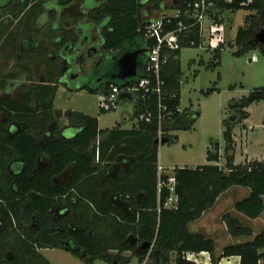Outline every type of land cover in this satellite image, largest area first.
Instances as JSON below:
<instances>
[{"label":"trees","instance_id":"obj_1","mask_svg":"<svg viewBox=\"0 0 264 264\" xmlns=\"http://www.w3.org/2000/svg\"><path fill=\"white\" fill-rule=\"evenodd\" d=\"M35 5L43 0H34ZM167 0H105L98 12L91 17L104 21L106 25L102 31V48L109 52L114 59L121 51L141 49L148 42L145 37V26L148 22L145 14L150 9L161 8ZM195 0H174L175 7L180 10L178 17H173L170 23L165 24V30H175L178 22L182 21L186 28L178 32L180 47L166 51V61L161 66V77L164 80L166 93L165 103L176 119L182 111L180 106L181 89V61L180 53L184 47H197L202 42L199 24L194 19L185 16L189 3ZM214 3L211 15L218 22L221 20V10H238L241 8L251 11L244 17L243 25L237 30L234 44L236 56L249 50H258L264 55V44L253 45L255 34L264 27V0H208ZM29 1L23 2L20 7L14 6L5 10L15 11L17 17L19 9L25 8ZM19 8V9H18ZM16 11H18L16 13ZM10 13V12H9ZM224 44L218 43L213 51V61L210 66L219 65L220 53ZM146 59L144 55L142 64ZM115 73V71H111ZM109 74H112V73ZM142 73L140 68L137 76ZM108 74V75H109ZM134 78L120 80L109 78L107 88L112 85H121L124 82L135 81ZM208 90L206 93L213 91ZM264 91V87L255 88ZM264 99V95H263ZM252 99L242 98L238 103L240 112L239 121L247 118L249 113L244 110ZM236 106V104H235ZM151 109L156 112L155 101L138 100L135 115L140 111ZM184 111V110H183ZM236 120L223 119V152L224 166L219 164H200L191 167H174V189L178 196L176 208H166L163 202L169 194L166 186L159 190V200L156 198L157 176V138L158 125L156 120L146 122L138 120V129L102 130L98 128V120L80 111H70L68 122L79 131L72 137H60L44 148L29 130L18 132L8 138L13 152L22 159L21 172L18 179V190L10 194L0 191V264H51L38 250L46 247L68 248L76 253L87 264H94L96 259H103L109 263L123 260L120 254L127 249L139 251V260L146 257L151 248L152 260L149 264H167L170 253L176 252L175 264H202L185 256L186 252L198 254L207 251L213 263H218L222 257L239 255V264H258L264 257V229L258 232L251 240L236 241L225 245L220 253L216 251L215 240L198 231H191L190 223L198 220L203 213L212 208L218 196L229 187L237 185L249 189V194L235 204L237 211L243 212L250 218H256L264 211V160H253L245 164H234L235 141L233 129ZM105 133V138L99 137ZM142 135L143 141L137 143L134 136ZM169 141H176L177 135L165 136ZM146 150L145 160L154 168L153 189L148 191L149 196L137 204L129 216L120 215L115 209L99 208L80 191L79 185L93 177L99 164L104 162V155L114 159L119 152L133 151L131 145ZM218 141L210 140L206 157L209 161H218L220 154ZM45 151L49 155V163L37 167L39 154ZM98 160L96 162V155ZM70 165L73 167L63 186L52 183L54 176L63 173ZM164 180L168 179L163 175ZM153 196V201L150 198ZM80 201L95 206V214L100 218L110 219V226L118 236L119 250L117 255L111 254L100 242L89 235V226L77 222L74 216L57 219L54 216V207L67 213L72 205ZM160 203V206L158 205ZM227 231L230 236L240 238L251 235V228L244 226L241 221L230 212L223 215ZM68 240L74 241L68 244ZM148 246L145 247L144 245ZM75 247L80 249L78 254Z\"/></svg>","mask_w":264,"mask_h":264},{"label":"crops","instance_id":"obj_2","mask_svg":"<svg viewBox=\"0 0 264 264\" xmlns=\"http://www.w3.org/2000/svg\"><path fill=\"white\" fill-rule=\"evenodd\" d=\"M38 11L37 12L40 13L41 8H39ZM15 19L16 17L14 16L12 19L8 20L0 19V191L5 195L17 191L19 186L17 177L21 172L22 159L13 152L8 142V138H12L18 132L24 130L31 131L41 147L44 148L60 137H72L79 131V127L68 122L69 112L74 110L96 117L98 120V128L102 130H109L112 128L138 129L139 126V122L135 115L138 99L135 101L129 98H119L118 95V105L125 101H131L133 102V111L131 112L128 109H124L120 114V121H116L117 125L113 127L107 126L105 128L101 127L100 117L98 115H92L89 111L80 107H68L66 104L58 103L62 102L58 100L59 95H62L65 91L73 94L71 97L67 98L68 101L72 100L75 94L88 91L92 94H96L97 104L101 112L116 109H111L107 106L110 92V88H107V83L98 86L80 85L76 89H69L67 86L68 72L65 69L66 62L71 61V59L73 61L75 58L74 65L79 68V70H82L81 67H84L86 70L85 72H87L91 70L94 61L92 65L87 68V63L84 58L80 57L79 60L76 61V57L63 54L62 48L64 42L57 39L58 31H41V33L44 32L45 35L42 36L40 33L37 36L38 40L35 41V43H40L39 46L36 45V49L33 52L24 50L23 44L27 41L24 38L25 33L22 30L23 25L17 24ZM104 25L105 21L101 23V26ZM101 26H99V29H102ZM16 28L19 33H15ZM145 47L143 48L146 51ZM108 56H110L107 58L108 62L111 63L110 70L115 71L116 60L114 56L110 54ZM91 57L96 60L95 56ZM105 57H107V55H105ZM104 58L102 60H104ZM140 68H142V62H140L138 72ZM101 74H104V71H101ZM132 95L134 96V94ZM259 99H263V96L253 99L252 101ZM250 105L251 103L247 107ZM187 109L188 108H184V111ZM247 111L249 116L242 121L246 126L240 132L241 137L244 131L246 132L245 135H247L248 131L254 128L249 123L251 122V112L249 110ZM100 113L99 115H101ZM236 126L237 125H235V127ZM262 126H264V123ZM169 134L177 135L176 132L172 133L171 130ZM105 135V133H100V139L101 137L104 139ZM134 137L137 143L143 141L142 135H136ZM233 138L235 141L234 164H245L253 160H264V149L257 150L251 148L253 140H248L244 138V136L238 139L235 130L233 131ZM178 140L179 137L177 135L176 141H168L164 144L176 143ZM137 143L133 142L131 145L133 151L119 152L114 159H108V153H105L104 162L99 164L98 170L94 173L93 177L85 179L79 185L80 191L85 197L92 200L99 208L115 209L120 215L127 217L137 204L144 202L149 196L148 191L150 192V189H153L154 168L145 160L146 150L143 147L138 148ZM154 144L157 145V179L159 173L158 165L163 166L164 174L171 176L173 174L172 168L164 166L160 160L161 145L155 143V140ZM223 146H221V156L218 161H209L206 157L204 164H219L221 167L224 166L225 158L222 155ZM238 151L240 152V156L238 155ZM98 154L99 153L96 155V162L98 160ZM48 163L49 155L45 151H42L37 159V167H43ZM72 167L73 165H70L63 173L54 176L52 179L53 185L58 187L63 186ZM193 167L195 166L191 168ZM155 186L156 198L159 200L158 185L155 184ZM248 194L249 189L246 187L237 185L229 187L218 196L212 208L206 210L198 220L190 223L189 226L191 231H198L213 238L216 243L217 253H220L222 248L227 244L236 241L251 240L258 232L264 229V211L260 216L250 218L243 212L235 209V204L247 197ZM150 201H153V196L150 198ZM93 207L96 209L95 206ZM93 207L87 202L80 201L72 205L67 213H61L60 207L56 205L54 207V216L57 219L63 218L65 215L68 217L74 216L77 222L88 224L89 235L96 238L100 242V245L106 248L109 253L117 255L118 253H116V251L119 250L118 236L115 229H112L110 226L111 220H104L97 216ZM226 212H230L233 216L238 218L244 226L251 228L252 234L243 235L240 238L230 236L227 231L226 223L223 220V215ZM49 248L55 249V247H46L38 250L42 252V250H49ZM151 252L150 248L146 257L140 261L139 251L127 249L120 254V256L125 258L121 261L116 260L114 264H120V262L127 263L132 260L134 256L138 259V264L141 262L149 264L151 261ZM201 252L202 253L199 255H201V257L204 256V264H220L224 259V264H230L233 261L234 264H239L240 261L239 255H231L222 257L218 263H211L212 261L210 260L211 258H209V253L207 251ZM171 253L173 254V252ZM44 256L50 262L49 257L47 255ZM99 261L105 260L96 259L94 264ZM173 261L175 263V257Z\"/></svg>","mask_w":264,"mask_h":264},{"label":"rangeland","instance_id":"obj_3","mask_svg":"<svg viewBox=\"0 0 264 264\" xmlns=\"http://www.w3.org/2000/svg\"><path fill=\"white\" fill-rule=\"evenodd\" d=\"M164 7L162 9H150L149 6H146L145 9L148 10V13L145 14L146 18L150 19L159 16L163 11L174 12V0H167ZM20 11L21 9H19ZM7 12L14 16L15 11ZM35 12V8L30 9L24 19H31ZM250 12L245 8L221 10L222 22L218 33L213 36L205 33L202 42L197 47L191 46L181 49L182 75L179 107L182 111L184 108H188L185 111H199L200 116L190 128L171 130L172 133H177L178 142L160 144L161 163L166 167L172 168L173 173L176 166L192 167L204 164L210 140L218 141L223 146L224 127L222 121L230 116H235L233 120L237 119L235 123L237 126H234L233 131L235 130L238 139L244 136L248 140H253L251 148L264 149V126H262L264 123V99L254 100L249 107L244 108V110L251 112V122L249 123L254 128L249 130L247 135H245L246 132L244 131L242 137L240 132L246 125L242 123L243 120L239 121L240 112L237 107L242 98L248 100L253 97L255 88L264 87V55L258 50H249L240 56L234 54L238 49L234 44L237 30L243 25L246 14ZM205 22L206 25L210 23L207 19ZM219 42L224 44L220 53V63L218 66L212 67L210 65L213 61V51ZM109 57H105L102 63L104 65L102 69L104 73L111 68V63L107 59ZM82 58L85 59L87 68L95 61L91 56L83 55ZM71 83L76 85L75 80ZM213 87L215 88L213 91L206 93ZM262 92L264 95V91ZM71 95L73 94L67 91L62 95L60 94L58 100L62 102L58 103L66 104L68 107H80L89 111L92 115H98L100 117V125L103 128L117 125L116 121H120V114L124 109L133 111V102L131 101L120 103L115 110L101 112L97 104L96 94L82 91L75 94L70 102L67 98L71 97ZM238 155L240 156L239 151ZM41 253L49 257L51 264H87L76 253L60 247L45 249ZM174 257L176 258V252L171 253L168 264H175L173 261ZM209 258H211L210 254ZM198 259L204 260V256H198ZM138 262V259L134 256L129 262H120V264H138ZM224 262L225 259L220 264H224ZM95 264L113 263L99 261ZM230 264H234V261Z\"/></svg>","mask_w":264,"mask_h":264},{"label":"flooded vegetation","instance_id":"obj_4","mask_svg":"<svg viewBox=\"0 0 264 264\" xmlns=\"http://www.w3.org/2000/svg\"><path fill=\"white\" fill-rule=\"evenodd\" d=\"M29 0H0V19L8 20L13 16L6 13L5 10L14 6L20 7L23 2ZM105 0H43L41 4L35 5V1H29L25 8H22L18 16L15 19L17 24L23 25L24 38L26 43L23 44V49L28 52H33L36 49L35 43L37 36L41 31H58L57 39L62 40L63 54L72 55L76 57V61L80 57L95 56L96 60L91 68L85 72V68L81 67L79 70L74 65V60L66 62L65 69L68 72L67 86L69 89H76L80 85L93 86L102 85L108 82L109 78H116L113 76L116 74H109L111 70L101 74L104 67L102 65L105 55H109V52H105L102 48V31L101 26L103 21L93 19L92 14L100 10L101 4ZM78 6V7H77ZM35 8L36 12L31 19H24L26 13ZM41 8V12L38 13V9ZM38 11V12H37ZM35 20V22H34ZM20 22V23H19ZM34 22V23H33ZM33 23V24H32ZM99 26L102 29H99ZM15 33H19L18 29H15ZM45 35L44 32L41 33ZM38 48V47H37ZM142 49V48H141ZM144 49V48H143ZM146 51L140 56V62L143 61ZM72 57V58H73ZM95 68V69H94ZM109 74V75H107ZM73 80L76 81V85L72 84ZM23 86V85H22ZM21 95V94H20ZM61 212V211H60ZM63 213V212H61Z\"/></svg>","mask_w":264,"mask_h":264},{"label":"built area","instance_id":"obj_5","mask_svg":"<svg viewBox=\"0 0 264 264\" xmlns=\"http://www.w3.org/2000/svg\"><path fill=\"white\" fill-rule=\"evenodd\" d=\"M164 5L159 8L162 9ZM214 3L208 0H195L189 3V7L185 10V16L194 19L195 23L199 24V31L202 39L205 33L213 36L219 32L220 22L214 19L211 15L213 12ZM165 8V7H164ZM167 9V8H166ZM180 10L175 7V11L170 13L163 11L159 16L148 19L145 26V37L147 40H153L154 43L148 42L146 45V59L142 64V73L140 76H135V81L124 82L121 85H112L109 98L108 108L115 109L118 105V95L122 92L134 94L136 99L143 101H155L156 112L151 109L140 111L136 117L137 120L152 122L156 120L158 125L157 138L160 140L162 137L167 136L170 130L167 128L172 122L173 117L171 111L165 103L166 93L164 91V80L161 77V66L166 61V51L164 49H177L180 47L178 32L186 25L182 21L178 22V27L175 30H165V24L170 23L173 17H178ZM210 23L206 25L205 20ZM134 78V77H133ZM180 111V107L178 108ZM97 158V157H96ZM158 179L157 185L160 190L161 187L166 186L169 189V194L166 196L163 206L166 208H176L178 203V196L174 189V173L164 180L162 176L163 166L158 165ZM160 206V203L158 204ZM198 254L186 252L185 256L188 259L194 260L197 263H203L202 259H198ZM140 264H145L141 262ZM258 264H264V257L258 260Z\"/></svg>","mask_w":264,"mask_h":264},{"label":"water","instance_id":"obj_6","mask_svg":"<svg viewBox=\"0 0 264 264\" xmlns=\"http://www.w3.org/2000/svg\"><path fill=\"white\" fill-rule=\"evenodd\" d=\"M78 7V6H77ZM258 43L264 44V27L260 29L253 38V45H257ZM144 49H128L121 51V53L115 58L116 62V74L113 76H116L120 80H126L129 78H133L137 76L138 74V68L140 65V55L144 53ZM251 60V59H250ZM263 96V92L261 90H254L253 97L250 99H256ZM119 98H129L132 100H137L132 94L130 93H120ZM199 111H182V113L173 120V122L167 127L169 130H178V129H186L189 128L194 121L199 116ZM235 116H230L229 119L233 120ZM168 138L165 136L162 137L160 140L158 138L155 139V143L157 144H164L168 142ZM68 244H73L74 241L68 240ZM145 247L148 245L145 244ZM78 254L80 252V249L78 247H75ZM65 250H68V248H65Z\"/></svg>","mask_w":264,"mask_h":264}]
</instances>
